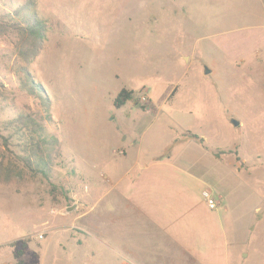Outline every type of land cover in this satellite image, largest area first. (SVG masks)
Wrapping results in <instances>:
<instances>
[{
	"label": "rangeland",
	"instance_id": "374dc122",
	"mask_svg": "<svg viewBox=\"0 0 264 264\" xmlns=\"http://www.w3.org/2000/svg\"><path fill=\"white\" fill-rule=\"evenodd\" d=\"M32 1L38 56L0 38V136L41 110L25 67L60 157L47 181L0 140V264H264V0Z\"/></svg>",
	"mask_w": 264,
	"mask_h": 264
},
{
	"label": "trees",
	"instance_id": "16d2710c",
	"mask_svg": "<svg viewBox=\"0 0 264 264\" xmlns=\"http://www.w3.org/2000/svg\"><path fill=\"white\" fill-rule=\"evenodd\" d=\"M46 34V24L38 17L35 10V3L27 0L16 8L0 10V38L9 40L16 52L17 57L25 63L30 64L39 54L43 46ZM22 74L24 89L37 100L40 105V112L32 115L19 114L15 119L5 125L8 130H12L6 136H0L4 148L9 147L15 142V147L20 151L19 155H14L17 163H20L26 170L33 175H40L49 181L52 170L54 154L60 157L59 141L55 136H50L45 131V124L52 123L51 101L42 87L35 84L25 67L19 71ZM133 100V93L122 90L115 99L114 106L122 108L127 102ZM138 103V102H136ZM186 138L204 146L202 138L192 133H187ZM10 151V150H9ZM219 158L220 153H214ZM240 162V158H236ZM15 168L13 166L4 169L0 163V174L2 171L6 176H10ZM26 243L23 242L22 250L15 255L18 259L23 255Z\"/></svg>",
	"mask_w": 264,
	"mask_h": 264
},
{
	"label": "built area",
	"instance_id": "2783aa9c",
	"mask_svg": "<svg viewBox=\"0 0 264 264\" xmlns=\"http://www.w3.org/2000/svg\"><path fill=\"white\" fill-rule=\"evenodd\" d=\"M148 92L146 89L142 90L141 93H140V96H139V102L144 105V104H147L148 103ZM203 198L205 199L206 201V205L207 207L210 209V210H216L219 206L218 203H216L213 199H211V197L209 196L208 193L204 192L203 193Z\"/></svg>",
	"mask_w": 264,
	"mask_h": 264
},
{
	"label": "crops",
	"instance_id": "0c3cea01",
	"mask_svg": "<svg viewBox=\"0 0 264 264\" xmlns=\"http://www.w3.org/2000/svg\"><path fill=\"white\" fill-rule=\"evenodd\" d=\"M117 151H121V152H123V155L122 156H118V157H125L126 156V151H125V149L123 148V147H120ZM190 153L191 152H197V150L194 148V147H191L190 148ZM183 157V156H182ZM185 158V157H184ZM186 158H188V152H187V155H186ZM188 160H189V158H188Z\"/></svg>",
	"mask_w": 264,
	"mask_h": 264
},
{
	"label": "water",
	"instance_id": "95a60500",
	"mask_svg": "<svg viewBox=\"0 0 264 264\" xmlns=\"http://www.w3.org/2000/svg\"><path fill=\"white\" fill-rule=\"evenodd\" d=\"M234 125H235V126H238V124H237V123H234Z\"/></svg>",
	"mask_w": 264,
	"mask_h": 264
}]
</instances>
